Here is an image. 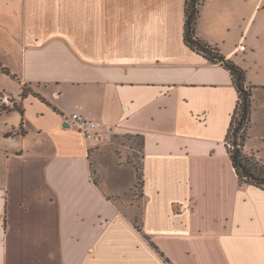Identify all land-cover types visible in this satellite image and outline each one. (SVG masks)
<instances>
[{
	"label": "crops",
	"instance_id": "0c3cea01",
	"mask_svg": "<svg viewBox=\"0 0 264 264\" xmlns=\"http://www.w3.org/2000/svg\"><path fill=\"white\" fill-rule=\"evenodd\" d=\"M201 1L198 38L254 87L261 157L264 0ZM185 3L0 0V93L24 110H0V264H264V191L240 185L226 144L238 93L186 45ZM126 136L144 141L141 231L116 200L138 178Z\"/></svg>",
	"mask_w": 264,
	"mask_h": 264
},
{
	"label": "trees",
	"instance_id": "16d2710c",
	"mask_svg": "<svg viewBox=\"0 0 264 264\" xmlns=\"http://www.w3.org/2000/svg\"><path fill=\"white\" fill-rule=\"evenodd\" d=\"M201 3V0H186L184 41L193 51L198 54H202L206 59L214 64H220L230 73L233 84L238 93V103L232 116V121L226 137V144L230 159L241 186L246 185L264 191V162L258 157V155L249 154L246 151V144L249 139V130L252 123L254 87H250L247 84L246 70L236 64L233 60L227 58L218 48L213 47L198 38L197 24L200 16L199 7ZM3 72L11 75V72L8 70H3ZM30 95L38 97L43 102H47L41 95L35 93L31 87L25 85L23 87L21 98L24 100ZM13 108L20 111L22 115L24 114V110L17 104H15ZM8 110L9 108L5 106L1 108V111ZM136 138L140 139V145L143 147V139L141 137ZM136 170L138 183L141 188H143L144 174L142 164ZM135 223L137 228L141 231V225L137 222Z\"/></svg>",
	"mask_w": 264,
	"mask_h": 264
},
{
	"label": "rangeland",
	"instance_id": "374dc122",
	"mask_svg": "<svg viewBox=\"0 0 264 264\" xmlns=\"http://www.w3.org/2000/svg\"><path fill=\"white\" fill-rule=\"evenodd\" d=\"M262 76L264 77V71L262 73ZM262 99V96H260ZM261 99L258 100V103L261 104L262 101ZM15 104H17L15 99L7 98L6 95L3 93H0V110L3 106L9 108V107H14ZM18 105V104H17ZM260 132V126H255L254 128V136H258ZM113 144L116 147V151L121 154L123 152H128V157L125 159V161L122 158V162L133 164L135 169L139 168L142 164V147L140 145V139L133 137V136H126V137H115L113 139ZM252 146H257L260 148L261 152V157L263 162H264V142L259 141L258 139L251 141ZM255 154V153H252ZM97 180V179H96ZM127 199L122 198H117V201H120L122 203L123 207L125 210L129 213L131 218L137 222L139 225L141 224V217H142V200H143V194H142V188L140 184L138 183V178H137V183H136V188L134 189L133 193L131 195H128L126 197ZM254 196H249L248 194L244 192H240V209H253V204L252 206H249L248 204L250 202H253ZM129 204L133 205V208L130 207L129 209Z\"/></svg>",
	"mask_w": 264,
	"mask_h": 264
},
{
	"label": "built area",
	"instance_id": "2783aa9c",
	"mask_svg": "<svg viewBox=\"0 0 264 264\" xmlns=\"http://www.w3.org/2000/svg\"><path fill=\"white\" fill-rule=\"evenodd\" d=\"M66 122L70 123V125H73L78 131H80L84 135L85 139L89 142L97 138L96 131L98 125L94 121L84 117L83 115L75 113L67 117Z\"/></svg>",
	"mask_w": 264,
	"mask_h": 264
},
{
	"label": "water",
	"instance_id": "95a60500",
	"mask_svg": "<svg viewBox=\"0 0 264 264\" xmlns=\"http://www.w3.org/2000/svg\"><path fill=\"white\" fill-rule=\"evenodd\" d=\"M64 127H66V128H69V127H70V125H69V124H65V125H64Z\"/></svg>",
	"mask_w": 264,
	"mask_h": 264
}]
</instances>
